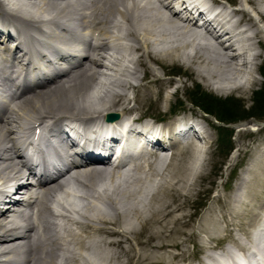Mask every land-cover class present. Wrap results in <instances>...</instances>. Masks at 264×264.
<instances>
[{"label":"bare ground","instance_id":"obj_1","mask_svg":"<svg viewBox=\"0 0 264 264\" xmlns=\"http://www.w3.org/2000/svg\"><path fill=\"white\" fill-rule=\"evenodd\" d=\"M173 1L0 0V72L11 74L25 66L26 39L48 48L49 39L70 46L80 36L96 44L90 47L88 43L86 56L78 60L70 52L75 57L73 66L29 93L23 86L16 100L2 104L0 205L4 211H0V264H155L152 257L164 256L149 255L140 248L186 243L194 239L195 224L203 231L197 239L208 256H212L211 244L223 230L230 233L232 245L245 250L246 242H250L254 251L264 255V225L258 217L259 211H264V198L257 202L260 181L242 176L228 189L229 197L222 200L215 195V202L222 205V209L217 208L219 213L215 204H210L198 223L190 221V198L207 180L203 178L211 162L206 156L211 126L189 107L181 108L179 116L171 113L172 119L166 124L170 140H177L169 147L172 154L167 163L162 149L111 170L84 169L86 161H82L57 180L40 185L32 201L23 203L30 213L19 214L18 222L11 218L8 203L20 191L14 187L13 194L9 184L17 185L24 173L11 156L18 151L16 134L24 138L33 128L47 129L70 119L82 123L86 115L99 118L109 111L162 118L161 108L169 106L168 98L176 92L169 90L174 84L170 76L179 70L186 75L183 86L189 80L192 89L208 93L209 86L215 94L225 96L239 91L240 103L254 101L251 94H257V100L264 98V57L259 60L262 50H255V46L264 49V0H204L205 6L197 11L202 18H206L204 10L213 12V20H203L214 26L216 35L196 29L192 22L172 12L168 14ZM30 30L43 36L44 41L35 39ZM13 39L17 40L9 47ZM8 80L0 78V85H8ZM255 84L259 87L250 96L245 95ZM129 90L134 91L133 96ZM148 98L156 102L148 103L152 110H144L143 103L135 102ZM231 113L222 114L230 120ZM203 115H207L205 111ZM263 127L256 124L248 128L254 137L252 150L259 151L262 158ZM189 134L205 147L203 157V149L197 148L193 137H183ZM107 139L102 148L108 154L114 148L109 147ZM50 149L55 152L53 146ZM219 166L213 168L211 162L208 172L216 174ZM250 167L245 173L262 170L257 165ZM70 181L83 189L79 204L71 207L75 217L65 213L69 209L59 201L62 213H54L51 206L55 193ZM259 227L262 230L256 231ZM240 231L246 233L243 239L237 237ZM18 252L24 254L22 261L13 259Z\"/></svg>","mask_w":264,"mask_h":264},{"label":"rangeland","instance_id":"obj_2","mask_svg":"<svg viewBox=\"0 0 264 264\" xmlns=\"http://www.w3.org/2000/svg\"><path fill=\"white\" fill-rule=\"evenodd\" d=\"M255 50L261 51L262 55L259 57V60H261L264 56V49H260L257 46H255ZM258 60V61H259ZM179 72H176L173 76H170L172 78V81L174 84L169 88V90H176L173 94L169 96V106L170 110L172 108H186L189 107L198 114H200L204 120L205 123H207L211 128H209V133L211 136L209 148L206 149L207 153L206 156L211 158L212 166L213 168H216L218 164L220 166L218 167V172L216 174L208 172L211 162L208 164V169L205 171L206 176L203 179L202 184L200 183L197 187V189L194 191L193 195L190 198L189 202V212L191 214L190 221H194L198 223L200 217L202 214L206 213V208L210 204H215L216 206V212H218L217 208L222 209L221 204H217L215 202V195L221 196V199L223 200L224 197H229V188H231L236 180L241 178L242 176H245L246 178H249L251 180H256L259 182V188L257 187V191L259 193L260 198L257 200V202L260 199L264 198V158L260 157L258 155L259 151H253L251 143L254 141L253 135L251 133L249 134L248 128L252 125H262L264 126V107H261L259 104L264 103L261 98L257 100L258 95L257 94H251L252 98H255L254 101H244L240 103V98H242L241 92L235 91L232 92L230 95H223V94H215L214 91L208 86V93L202 92L196 88L192 89V83L188 80L187 84L183 86L182 79L185 78V74L183 75ZM185 75V76H184ZM259 82L262 81V77L259 75ZM191 83V84H190ZM255 86V87H254ZM251 91L246 92L245 95H249L250 93H253L256 88L259 87V84H255ZM213 91V92H212ZM130 93V96H133V90L127 91ZM211 93V94H209ZM135 100H133L134 102ZM137 103H143L142 108L144 110H152V107L149 106L148 103H156L152 102L151 99H143L139 101H135ZM197 103L199 105L204 103H215L218 108H220L222 111L229 110L231 112V115H229L230 118H237L241 115H244L245 112L248 111L249 106L253 103L258 106V110L255 112L254 117H248L247 114L244 116V119L238 120L235 123H228L224 124L221 127H218L219 125L214 121L213 117L210 115H203V112L196 106L195 108L190 103ZM161 106V103H160ZM233 107L230 109V107ZM255 107V106H254ZM166 108H161V113L163 114L165 112ZM181 110V109H180ZM214 110H217L215 108ZM247 128V129H245ZM264 128V127H263ZM232 130V137L228 136L227 134L231 132ZM221 136V137H220ZM230 138V139H229ZM230 141L229 144H226V142ZM231 147V148H230ZM237 148H240L237 150ZM243 149L244 151L241 152L240 150ZM205 151V150H204ZM203 152V151H202ZM201 155L204 156V153ZM191 154V153H190ZM189 154V155H190ZM226 159V160H225ZM225 160V163L222 164ZM167 163V162H166ZM257 165L260 166L261 169L256 170L255 173H245V169H250V166ZM249 173V174H248ZM204 174V175H205ZM213 179V180H212ZM210 180V181H209ZM212 180V181H211ZM252 184V183H250ZM254 185V184H253ZM256 186V185H255ZM79 204V203H78ZM249 204V203H248ZM248 204L245 206V209H247ZM215 212V211H214ZM219 213V212H218ZM264 213V211H259L258 217H261V215ZM247 218L248 216L245 215ZM185 219H189V217H185ZM200 228L195 224L193 226L194 231V239L186 242V243H180L171 245L170 247H160V249H154L153 247H145L140 248V250L145 251L147 254H155L158 256H164V257H152V260H155V264H187L188 262L192 263L194 261H199V259L202 258V255H204V248H200L199 240L197 237L201 236L203 231H199ZM185 232H189L187 228H185ZM217 233V232H216ZM238 236L240 238L246 237V233L244 234L243 231L238 232ZM167 232L162 237L165 238ZM230 233L226 232V230H223L221 233V236L219 238H216L214 243H218L221 245V241L224 239V243L226 241H229ZM196 239V240H195ZM209 239V238H208ZM208 239L205 238V242H208ZM197 241V242H196ZM213 243V244H214ZM124 248H127V245H124ZM212 249V248H211ZM172 254H182L178 258L171 259L170 257H166V255H172ZM122 260V259H120Z\"/></svg>","mask_w":264,"mask_h":264},{"label":"trees","instance_id":"obj_3","mask_svg":"<svg viewBox=\"0 0 264 264\" xmlns=\"http://www.w3.org/2000/svg\"><path fill=\"white\" fill-rule=\"evenodd\" d=\"M262 101H264V100L262 99ZM195 105H196V106H200V107H201L206 113L213 114L214 117H215L218 121H221V122H223L224 124H228V123H231L232 121H234V120L231 119V118H230V120H228L227 116L224 115V114H222L223 111H222L220 108H218V106H217L215 103H204V105H203V104L199 105V104L195 103ZM259 105H260L261 107H264V103H260ZM254 106H255V107H254ZM215 108H217V110H214ZM258 109H259L258 106L256 107V105L253 104L251 107L248 108V111L245 112L244 115H241V116L237 117L235 120L244 118V116H245L246 114H247L246 117H254V116H255L254 114L257 113L256 111H257ZM224 111H225V110H224ZM226 111L231 112V111H229V110H226ZM226 111H225V113H227ZM255 112H256V113H255ZM232 113H233V112H232ZM246 117H245V118H246Z\"/></svg>","mask_w":264,"mask_h":264},{"label":"water","instance_id":"obj_4","mask_svg":"<svg viewBox=\"0 0 264 264\" xmlns=\"http://www.w3.org/2000/svg\"><path fill=\"white\" fill-rule=\"evenodd\" d=\"M116 117V116H115Z\"/></svg>","mask_w":264,"mask_h":264}]
</instances>
